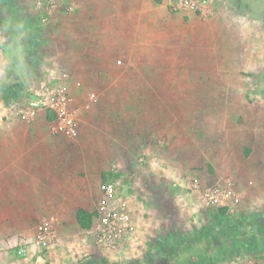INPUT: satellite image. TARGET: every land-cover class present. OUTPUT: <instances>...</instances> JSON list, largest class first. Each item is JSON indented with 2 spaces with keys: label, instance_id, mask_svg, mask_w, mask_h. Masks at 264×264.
<instances>
[{
  "label": "rangeland",
  "instance_id": "rangeland-1",
  "mask_svg": "<svg viewBox=\"0 0 264 264\" xmlns=\"http://www.w3.org/2000/svg\"><path fill=\"white\" fill-rule=\"evenodd\" d=\"M206 1L204 12L185 13L172 9L165 0H141L148 7L141 15L146 16V26L143 20L139 27L126 26L127 31L147 35L148 50L162 51V58L146 60L147 83L162 84V89L145 91L147 99L156 94L161 106L157 104L156 110L151 105L140 108L142 114L146 111L145 118L140 119L144 123L134 122L131 127L132 135L148 136V145L140 144L135 137L130 141L121 138V132L109 141L105 137L99 143H104L110 153L103 162L93 149L96 141L89 123L90 110L82 112V121L86 117L88 123L81 121L75 138L52 134L50 123L39 115L43 110L27 114L31 120L39 121L29 128L34 131V140L23 138V146L34 143L36 148H43L47 152L45 164L63 162L72 170L78 169L87 187H95V167L106 166L101 173L108 174L132 198L134 213L139 205L145 206L140 216L152 224L156 233L145 239L141 256L119 253L107 257L98 251H75L78 255L73 263L95 258L130 264L143 258L144 264H175L174 258L187 261L194 248L202 247L204 238L196 240L194 234L200 235L201 229L213 222L211 216L218 208H227L234 219H246L250 213L264 219V0ZM129 3L134 1L0 0V37L7 38L6 43H0V50L9 45L2 61L7 78L18 71L28 75L27 84L35 85L45 78L59 81L63 72L73 76L68 63H74L75 56L80 62V56L89 58L97 50L94 38L108 30L117 32L120 27L111 25H119L124 19L129 20L128 24L135 23V10L123 8ZM154 37L162 44L152 43ZM153 66L161 67L162 73H151ZM67 88L77 105L87 100L82 91ZM31 95V90L25 89L17 109L25 110ZM118 109L113 107L110 112ZM132 109L139 107L132 105ZM20 114L17 115L27 118ZM108 116L104 112L102 125ZM118 125L120 130H128L122 118ZM19 130L28 129L20 126ZM119 147L124 149L123 154ZM31 160L36 165V175L41 177L44 172L37 165L44 161L42 154H29ZM194 178L202 188L224 192L228 199L219 205H202L187 187ZM45 215L17 220L20 235L9 255L18 264H27L26 258L29 264H35L51 248L38 237L43 223H51L56 233L51 244L59 241L58 220ZM241 230L244 232L239 237L223 235L218 241L254 243L256 234L249 229L246 232V227ZM71 231V235L79 234L81 241L85 238L78 229ZM173 231L181 232L176 240L180 245L177 252L171 250L176 243L169 237ZM157 238L161 240L158 252L150 247ZM63 240L70 243L72 238L68 234ZM20 248L25 249L23 254ZM148 253L152 254L147 258ZM236 261L264 264V247L255 246Z\"/></svg>",
  "mask_w": 264,
  "mask_h": 264
},
{
  "label": "crops",
  "instance_id": "crops-1",
  "mask_svg": "<svg viewBox=\"0 0 264 264\" xmlns=\"http://www.w3.org/2000/svg\"><path fill=\"white\" fill-rule=\"evenodd\" d=\"M133 1L134 3L123 4V8L135 10L138 18L135 19V23L128 24L129 20L127 22L124 19L120 21L119 25H111V27L120 28L117 32L111 30L113 32L111 33L108 30L103 36L94 38L92 42H96L95 47L97 50H93L89 58L80 56L82 58L80 62L79 56H75L74 63H68V67L73 68V76L69 72H63L67 74L64 79L67 87L78 89L82 91L84 97L87 96V100L85 99L86 101L81 105L82 112L90 110L91 119L89 123L92 137L96 141L93 149L97 159L103 160V162H105L104 158L108 157L110 153L104 143H99L105 137L109 141L117 138V134L121 132L123 136H120L121 138L130 141L135 137L140 144L148 145V136L144 135L141 138L138 135H132L131 127L134 122L136 125L144 123L140 119L141 117L145 118L146 111L142 114L140 108L151 105L156 110L157 104L161 106V100L156 99V94L147 99L145 91L156 92L157 89L159 91L162 89V84H148L146 78L149 69L146 60L148 58H162V51L148 50L146 34H135L130 30H126L127 25L139 27L141 20L144 22L143 26L147 24L146 16L144 15L141 18V15L148 11L147 5L141 0ZM151 42L162 44V40L159 39L157 42L156 37ZM8 48L9 45H6L5 50H1L3 54L0 53V264H18L16 260L12 259L13 256L9 255L11 247L18 241L20 235L17 220L19 218L29 219L36 214H49V217L58 220L56 226L60 239L54 244L46 242L45 244L51 246V248L47 250L44 256H40L38 261L34 262L35 264H73L78 255L75 251H98V253L101 252L107 257L119 255V251L97 247L95 244L86 241L85 238L81 241L78 238L79 234L71 235L72 228L78 229V232L83 234L84 229L77 221V211L80 207L95 213L100 198L98 194H100V191L102 192L100 190L102 176L105 174L101 171L106 169V166L104 168L95 167V187L88 186L91 187L88 188L85 186L84 180L78 175V169L72 170L63 162L56 165L45 164L44 155L47 152L43 148H36L34 143L27 146L20 143L23 138L31 137V140H34V131H30L29 128L31 126L34 128L36 121H39V119L31 120L28 118L29 116L23 119L14 112L13 108L20 104L19 100L22 98L25 89L31 90L32 94L37 84H27L28 75L23 76L18 71L13 72L12 77L7 78L8 72L3 69L2 61L7 57ZM85 58H87V62H85L86 60L83 61ZM150 70L154 75L162 73V68L158 66L150 67ZM52 81L58 80L55 78ZM159 97L158 99H161ZM158 101L159 103H157ZM132 105L139 107V110H133ZM4 107L6 108L4 109ZM113 107L119 108L118 111H115L116 113H112L111 108ZM104 112L109 114L105 124L106 127L102 125L105 120ZM41 114L48 122L46 113L40 112L39 115ZM120 118H122V123H126L127 131L120 130L118 125ZM83 121L81 124L88 123L86 117L83 118ZM20 126L26 127L28 130L20 131ZM149 126L152 128L151 124ZM4 127L8 130H4ZM118 149L123 154L124 149L120 147ZM41 151L43 152L41 153ZM35 152L42 154L44 160L37 165L44 172L41 177L36 175L34 171V167H36L34 162L32 160L29 162V154H35ZM47 160L49 161V159ZM93 193L98 197H93ZM128 201L133 209L132 198L128 197ZM136 209L138 211L135 210L134 214L138 222L137 231L140 238L145 242L148 236L153 237L156 233L153 230L154 227L151 226L152 224L147 222L146 218L140 216V210H145V206L139 205ZM173 232H171V235ZM54 234L56 237L55 231ZM68 234L72 238L70 243L63 240V237H68ZM61 244L63 245L61 246ZM7 258H10V260H5ZM29 259H31V256ZM29 262L26 258V263L29 264ZM31 263L33 264V262Z\"/></svg>",
  "mask_w": 264,
  "mask_h": 264
},
{
  "label": "built area",
  "instance_id": "built-area-1",
  "mask_svg": "<svg viewBox=\"0 0 264 264\" xmlns=\"http://www.w3.org/2000/svg\"><path fill=\"white\" fill-rule=\"evenodd\" d=\"M174 10L195 13L203 11L206 0H165ZM205 11V10H204ZM203 11V12H204ZM7 38L0 37V43H6ZM0 53L2 51L0 50ZM67 74L63 73L59 81H49L47 78L38 81L32 91L26 109H14L16 114L28 117L27 114H35L43 110L49 113L51 119L50 131L54 135H66L75 138L79 135L81 123L82 106L77 105L74 97L69 93L65 84ZM115 171V167L112 168ZM197 195L202 205H219L225 202L228 194L217 192L213 189H204L199 180L194 178L189 186ZM138 222L133 209L129 205L128 196L120 190L118 183L108 178L102 182V194L95 210L93 223L90 228L84 229L83 235L89 241L100 248L117 250L121 255L133 254L134 257L141 256L143 251V239L138 234ZM39 239L43 242H53L55 239L51 223H43L39 227ZM24 248L19 249L23 254ZM230 264H239L234 260Z\"/></svg>",
  "mask_w": 264,
  "mask_h": 264
},
{
  "label": "trees",
  "instance_id": "trees-1",
  "mask_svg": "<svg viewBox=\"0 0 264 264\" xmlns=\"http://www.w3.org/2000/svg\"><path fill=\"white\" fill-rule=\"evenodd\" d=\"M157 3H161L162 0H156ZM48 119H51V115L48 114ZM108 179V174H104L102 176V182L104 183ZM94 213L87 211L84 208H79L77 211V221L79 225L83 229H88L91 227L93 223ZM213 222L201 229L200 235L194 234V238L198 240V238H204V242L202 247L195 249L194 254L190 256V258L186 261L180 260L181 258H174L175 264H225L236 260L240 255H244L247 252H250L252 248L255 246L264 247V219L261 220L257 215L252 213L248 214L246 219H234L233 214L227 211V208H218L212 214ZM243 224V225H242ZM242 227H246L249 229L252 234H256V239L254 243L250 242H242L241 244H234L229 241H218V237L223 235H228L231 237H239V233L244 230H241ZM244 229V228H243ZM164 237V236H162ZM181 237V232L174 231L172 236L170 237L171 242H176ZM159 238L155 239L154 242L150 245L152 250H157L159 247ZM163 241V240H162ZM255 245V246H254ZM179 244L176 242L171 250L177 252L179 249ZM163 248V247H162ZM161 248V249H162ZM155 250V251H156ZM159 250H157L158 252ZM152 254V253H150ZM147 254V258L150 255ZM144 259L133 260L130 264H144ZM79 264H119L118 262H108L106 259H95V258H86L80 261H77ZM76 263V264H77ZM75 264V263H73Z\"/></svg>",
  "mask_w": 264,
  "mask_h": 264
}]
</instances>
